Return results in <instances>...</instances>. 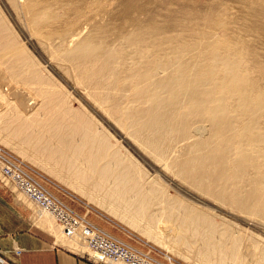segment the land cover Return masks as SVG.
<instances>
[{"label":"rangeland","instance_id":"374dc122","mask_svg":"<svg viewBox=\"0 0 264 264\" xmlns=\"http://www.w3.org/2000/svg\"><path fill=\"white\" fill-rule=\"evenodd\" d=\"M0 20L8 27L18 49H22L33 60L36 68L35 71L39 77L43 80L52 81L59 88V94L57 96H59L60 100H63L62 102L70 109L89 117L92 123H94L95 131L99 135L105 136L106 142L110 147V155L114 152L113 154L120 156V159L123 158L124 165L126 164L123 170L129 175L135 176L134 183L137 182L136 179L142 178V181L140 179L138 180L141 184L138 182L136 184L142 185L143 183L146 190L142 187V193L146 195V199L140 196L136 197V194L134 193V195L133 192H130L125 197L131 203L142 201L141 198H144L143 201H149L147 208L148 215L150 216L153 213L154 218H157L160 222V225L158 224L156 226H159L157 230L159 232H156L158 235L155 234L156 238L159 239L160 237V241L156 242L148 239L140 233L142 228L146 227L145 225L138 223L139 227L135 230L111 215L106 208H99L96 205L95 199L92 198L93 201L90 199L89 201L86 197L78 194L68 185L71 184L70 181L59 173L61 171L57 167L53 173L49 172L47 166L44 165V163L48 162L47 160L40 156L32 157L29 149L22 147L23 145L17 139H11L9 137L10 129L5 128L4 125L1 126V124H4L7 120L12 121L13 119L15 121L12 112H9L11 114L10 116L5 113L3 115L4 117H0L1 154L11 162L20 165L48 192L64 202L82 218L94 225V227L135 248L143 251L150 250L156 259L164 263L170 261L171 264H199L197 253L201 250V241L191 238L188 235L187 244L172 243L171 236L173 234L168 233L172 231L163 229L165 225L166 227L169 224L171 226V223L164 224L167 215L163 206L167 202L168 205H172L171 207L174 204L172 210L175 212L173 211L171 214L173 219H170V221L174 222L173 224L175 226L184 220V217L181 218L182 213L185 212L183 209L193 210L195 213L204 215L206 218L209 214L208 217L214 221H211V223H215L213 227L215 225L214 228L217 231V233H214V237L212 235L213 241L215 239L214 242L216 244L220 243L216 240L218 235L221 236L218 237L220 238L218 240H221V238L224 239L226 235L230 237L227 239H231L232 241L227 240L225 242V239L221 240L225 244V250L230 251L232 249V243L237 240V246L239 244V247H236L237 250L239 248L238 255L243 264H262L259 257L264 255V215L259 214V212L250 211L247 207L245 208V203L241 200L235 202L233 195L234 193H241V197H243L246 191L254 190L252 188L254 185L252 186V184L260 186V192L264 193V158L260 156H264V0H0ZM133 34L135 35L132 36ZM205 36L207 37V46H209L210 41L219 46L218 55L221 57L225 56L230 63L231 61L233 63L236 61L239 78L236 81H228L224 86L219 85L220 90L218 86L217 88L214 87L216 89H214L215 94L213 91L215 101L213 100L214 105L212 107L219 105L222 109L220 114L221 127L224 125L226 127L224 126L225 128L223 129L220 127V129L223 131L225 129L226 131L231 128V132L234 130L232 134L229 132L230 130L226 133L224 131V139H230L231 148H235V151L245 145L244 147H247V152L242 147L238 150V153H235L236 156L233 154L230 155V161L234 160L232 156L236 159L234 162L239 160L241 154L245 155V165H242V169L240 167V171L232 169L233 165H228L227 176L223 174L220 175V178L218 177L219 174H222L226 168L223 166L224 162L221 158H213V164L215 160L218 164L216 163V165L214 164L208 167L209 173L205 171L207 170L205 169L206 167L203 166L201 168V166H198V163L197 165L196 163H192V170L189 173V178L191 179L188 178L190 180L188 181L180 177L169 164L175 159L176 161L174 162L179 163L180 161H184L185 163L187 160V157H185L186 148L194 144L193 141L195 140L194 142H196V138L200 137L198 134H194L193 130L196 129L193 128L194 125H200L199 127L202 128V132L200 131V133H202L203 138L207 137V139L208 137L211 139L214 136L212 132L215 133L218 130L217 127L208 120L205 124L200 122H198L199 124H194L192 126L193 130H191L188 137H176L173 142L174 147L170 148V150L172 149L171 151H167L168 156L166 158L168 160H160L162 161L160 162L154 155L142 149L128 135V120L122 111L128 108V104L131 101L137 99V96L134 95L136 93L133 91L136 80L132 82L128 81L127 75L131 71L142 69L145 61H148L150 57L152 60L157 55L156 57L160 62L162 60L166 62V60L170 59L167 57L173 58V55L176 56V54H179V65H185L190 69L193 65L197 66L198 64L202 67L198 68L199 70L193 69L194 72H192L193 70H189V72V68L187 70L185 69L187 77L197 76L198 73L196 72L198 71H200L199 77L202 74H204L202 76L206 77L207 71L203 70L207 69V67H204L207 65V62L205 63L206 65H202L203 59L199 56L202 51L201 49H203V46H199V43H201L200 38L203 40ZM142 37H145L146 40L143 43V47L148 48L144 54H139L138 50L131 45L130 41L132 38L145 41ZM75 44H91L94 47L100 46L98 48H105L104 50L121 54L122 57L124 54V63L121 72L111 78L110 86L113 87V92L107 96L110 99L109 102L103 101L99 96H91L89 90L77 81L78 73H75L76 69H71L70 64L60 58L61 54L73 48ZM226 44L227 46L225 48L224 46ZM155 46L156 48H154ZM228 46L230 47L228 48ZM185 48H187V51H185ZM222 51L223 53L221 54ZM141 55L144 56L145 60L143 57H140ZM198 58L201 60H198ZM3 72L0 69L1 76L5 75V80H10V76L9 79L7 77L8 74ZM162 74L159 73L158 76L161 77L163 76ZM168 74H173V69ZM220 76L222 77V75ZM193 77L191 78L192 81L194 80L195 82L196 79L198 81L197 83H204L206 80L209 86L203 84L201 85L202 88L206 86V88L208 87L207 89H211L209 84L211 81L209 79H204L203 81L202 78L198 77L199 80L197 77ZM14 83H9L11 84V90L9 86H5L7 88L4 89L5 91L3 90L5 99L14 101L17 96L16 94L21 95L19 92H23L22 96L24 97L25 95V99L28 101L29 95H31L30 92L34 89L31 87H25L23 89L21 87L23 86L21 81L16 83L17 87ZM201 86L199 87L200 89H202ZM8 89L10 92L13 90L14 93L17 90L18 93L16 92L14 96H12L14 93H11L12 95L8 93L7 95V92H9ZM28 89L30 92H28ZM223 94L225 95L222 96ZM144 104L141 102L137 108H140ZM31 106L33 105L29 103H27V106L19 104L18 109L21 113L27 114L30 111L29 109L32 108ZM226 113L229 117L226 116ZM108 114L114 115V117L110 118ZM232 121H234L233 125L235 127L233 129L231 125ZM228 133L231 135H228ZM43 135L48 139L52 137L49 134ZM230 136H235L236 139L235 137L231 139ZM61 140L67 146L79 143L78 141H75V143L71 142L65 138H61ZM253 143L256 146L253 147ZM187 144L188 146H186ZM234 144L236 147L239 144V147H234ZM216 148H219V146ZM243 148L245 153H242ZM251 148L252 150H250ZM258 149L259 151H257ZM209 150L210 148L207 151L210 152ZM248 150L252 154H249ZM252 151L255 152V156H252L254 155ZM77 152V157H81V155L85 157L82 151ZM258 153H260L259 156L257 155ZM80 157L77 160L75 159L76 162L78 161L76 165L80 169L83 166V169L92 171V169H89L92 168V164L86 157L84 159L83 157L80 159ZM246 160L251 161L249 163ZM167 161H170L167 163L169 166L166 164ZM99 162L96 166V173H98L99 167L105 161ZM194 166L195 169H193ZM219 167L224 169L222 170ZM204 173L207 174L203 175ZM200 177L201 181L199 180ZM215 182L216 186L214 185ZM95 183L98 186L112 189L111 187L114 182L110 178ZM128 185L125 188H129ZM215 187L221 189L214 192L211 188L215 190ZM77 188L80 189L79 186ZM222 189L223 191L226 189L225 193L222 191V196H219V193L221 195ZM143 190L146 192L144 193ZM109 192L114 194V191L109 190ZM94 198H100L99 192L98 194L97 192L94 194ZM175 204H178V206ZM0 205L25 207L26 212H33L32 215L37 225L38 223L44 225L51 223L54 233H50L54 235L56 243L62 245L67 244L68 246L70 244L71 248L73 247L71 243H68L69 240L65 241L61 236L58 225L55 223V226L54 224L55 221L53 220L52 222L49 219L50 217L46 216L45 213H40L39 209L23 198L14 185L3 178L1 174ZM105 206L112 208L107 204ZM246 206L249 205L246 204ZM174 220L177 221L175 222ZM218 231L220 233H224L225 231L226 233L220 235ZM195 240L196 242L194 243ZM192 243L195 245H191ZM82 250L79 252H82ZM87 250L84 248V251L91 256L89 250ZM262 262L264 264V260Z\"/></svg>","mask_w":264,"mask_h":264},{"label":"bare ground","instance_id":"6f19581e","mask_svg":"<svg viewBox=\"0 0 264 264\" xmlns=\"http://www.w3.org/2000/svg\"><path fill=\"white\" fill-rule=\"evenodd\" d=\"M134 35L135 34H133L132 36ZM141 36L139 35V37ZM205 37L203 38V40L200 38L201 43H199L200 44L199 46L200 47L203 46V49L199 47L202 51L200 52V54L198 52V54L203 59L202 65L207 62L206 63L207 65L205 64L206 66H204V67H207V69L203 70V71H207V76L206 77L202 76L204 75L202 74L201 77H199L200 71H198L196 72L198 73L197 76L195 77L192 76V77L202 78L203 81L204 79H209L212 82L211 83L209 81L211 89L210 88L207 89L208 87L206 88V86L205 87L203 86L204 88H202L201 85L203 84H206L207 86H209L206 80H205L206 82L204 81V83L203 82L197 83L198 81H196V79L194 82V80L192 81L191 79L192 77L191 78L190 76L187 77L186 70L189 67H186L185 65L181 66L178 64V62H180L179 61L180 57L178 58L179 54L178 55L176 54V56L173 55V58L167 57L170 59L166 60V62L163 61L162 59H161L162 62H160L158 58L156 57L157 56L156 55L155 57L152 58V60L150 59L151 57L148 58V61H145V64L143 63L144 66H142V69L138 71H131L127 75L128 81L132 82L136 80L134 84V90H133L136 94H134L133 92L132 93L135 96H137V99H135L134 101H131L128 104V108L122 111V113L127 116V120H128L127 130L129 132L128 135L131 138H133L135 142H137L142 147V149L154 155L155 158L159 159V161L167 159L166 158L168 156L167 151L172 150V149L170 150V148L174 147L173 142L177 136L178 137L179 136L188 137L191 130H193L192 126L194 124L198 122L205 124L207 123V120H208L209 122H211L217 127L218 130L215 133L212 132L214 136L212 135L213 137H211V139L209 137L207 139V137L203 138V136L201 135L202 133H200V131L202 130V128L199 127L200 125H197V126L194 125L196 126V127L193 126V128H196L195 130H193L194 134L195 135L198 134L200 137L196 138V142H194L195 141L194 140L193 141L194 144H192L191 146H188V144L190 143L186 145L188 147L187 148L185 147L186 150L184 149L185 154H186V156L185 155L184 156L187 157V160L185 159L186 160L185 163L184 161L182 162L180 161L179 163V162H174L176 161L175 159L169 164L170 167H172V169L175 170L178 173V175H180V177H183L187 180L190 177L189 173L192 170V163H196V165L198 163V166H201V168L203 166L206 167L205 169L207 170L205 171L209 173L208 167L213 166L214 164L216 165L217 163L215 160L213 164L214 159L221 158L224 162L223 166L226 168L224 169L221 167L222 170L223 169L224 170L223 172L221 171L222 174H219V176L217 174L219 178H220V175H223V174L227 176L226 173H228V168H227L228 165L231 164V166L233 165L232 169L239 170L240 167L242 169V165L245 163V155L243 154H241L239 156V160L235 162L234 160L236 159L232 156L234 160L230 161L229 159L230 155L232 154L235 155V153L236 152L238 153V150H240L245 145L242 146L237 151L234 150L235 148L234 149H232L233 147L231 148L230 139L229 140L224 139V134L231 128L228 125L230 129H227L226 131L224 129L225 131L224 133L222 129L225 128L226 126L224 125L225 127L224 126L221 127L222 123L220 122V118H221L220 114L222 112V109L219 105L212 107V105H214L213 100L215 99L213 96L214 89L217 88V86L219 89V85L224 86V84L227 83L228 81H236L237 78H239V75L237 74L239 72L236 69V63H235L236 61L234 60L235 64L232 61L230 63L228 59L225 58V56L221 57L220 55H218L219 46L217 44H213L211 41L209 42V46H207V37L206 38ZM143 39L145 40V37ZM142 41L143 40L141 39L139 40V39H133V38L130 41L131 45L135 49L138 50L139 54H144L146 52V49L148 48V47L147 48L143 47L144 46L143 43L146 42V40L143 42ZM226 46L227 44L224 47L226 48ZM98 47H94L91 44H75L73 48L61 54L60 58L63 61L68 62L70 64L71 69H74V68L76 69L75 73L76 74L78 73L77 81H79L80 84H82L84 87H86V89L89 90L91 96L93 97L99 96L103 101L109 102L110 99L107 96H109L113 92V87L110 86L111 78H113L114 76L118 75L119 72H121L122 65L124 63V58H123L124 54L122 57L121 54H116L115 52L104 50L105 48L100 49ZM229 47L230 46H228V48ZM154 48H156V46ZM186 49L187 48H185V51H187ZM222 53L223 51L221 52V54ZM140 57L141 58L143 57L144 59V56L141 55ZM199 59L200 58H198V60ZM117 63H119V65H117ZM200 66L199 64L197 66L193 65V67L191 69L189 68L188 71L189 70L192 71L193 69L197 70L198 68H202ZM0 69L4 71L3 73L8 74L7 75L8 78L10 76V78L12 79L11 80L9 78L10 80L8 79L5 80L6 76L5 75L1 76L0 74V117L3 116L5 113L9 114V112H12L13 116L15 117V121L13 119L12 121H8L6 119L7 122H5L4 124H1V126L4 125L5 128L10 129L9 137H11V139H17V141L21 145H23L22 147H24L25 149H29L31 151L32 157L40 156L44 158L45 160H47L48 162L44 163V165L47 166L49 172L53 173L54 169L57 167L61 171L59 173H61V175L64 176L66 179H68L71 183V184H68V183L67 184L73 190H75L78 194L86 197L88 200L90 199L93 201V199H95L96 205H98L99 208L101 207L106 208L107 211L111 215L118 218V220L120 219V221L124 222L126 225L130 226L131 228L135 230H137L139 227L138 223L145 225L146 227H143L142 231L140 230L141 231L140 233L143 234L148 239H152L156 242H159L160 237L159 239L156 238V235H158L156 234V232L159 226L158 227L156 226L158 224L160 225V222L159 220H157V218H154L153 213H151L152 215L150 214V216L148 215L147 208L149 206V201L148 200L143 201L146 195L142 193V187L143 189L145 188L143 186V183L142 185H140L141 183L138 182L139 179L142 181V178H138L137 176L138 179H136V181L140 184L137 185L136 184L137 182L134 183L135 176H131L125 170H123V168H125L126 166V164L124 165L123 158L120 159L121 157L117 156V154H113L114 152H112V155H110L109 153L110 147H109V144H107L106 142L105 136L99 135V133L95 131L94 123H92L91 119L83 113L76 112L73 109H70L65 103L62 102L63 100L61 101L59 96H57L59 94V88L56 85H54L52 81L43 80L42 78L39 77V75L35 71L36 68L33 63V60L22 49H18L16 42L13 39V36L11 35L8 27H6V25H4L3 21L1 20H0ZM172 69H173V74H168L169 71ZM203 71L201 72L203 73ZM192 72H194V70ZM159 73L160 74L163 73L162 74L163 76L159 77L158 76ZM220 75H222V77ZM19 81L23 83L22 84L23 86H21L23 89L25 87H31L32 89H34L32 90L33 92L31 91L33 94L28 89V92H30L31 94L29 95L31 98L29 97L28 101H26L27 99H25V95L24 97L22 96L23 92L22 93L19 92L21 95H18L16 94L17 90L15 91V93L13 92V90L12 92L9 91V89L11 90V84L9 83L15 82L14 84L16 85V83H19ZM5 86L6 87L9 86V89H8L9 92H7V95L8 93L10 94L14 93L13 95L11 94L12 96H14L15 94L17 95L14 101H9L8 99H5L4 94H3V92L5 91L4 89H7L5 88ZM200 86L202 89L199 88ZM23 89H20V90H23ZM214 94H215V91H214ZM224 95L225 94H223L222 96ZM11 98H14V97H11ZM141 102L145 104L140 106V108H137V106H139ZM18 103L26 105V106H27V103H29V104H32L33 106H31L32 108L29 109L30 111L27 114H24L19 111ZM224 108H225V105H224ZM227 113H226V116L229 117ZM7 114H6V117H7ZM10 115L11 114H9V116ZM109 117L112 118L114 117V115H109ZM233 122L234 121H232V124H231L232 129L234 127ZM220 127L222 129H220ZM233 131L234 130H232V132ZM229 132L232 134L231 130ZM43 134H49L52 137L48 139V138H45ZM231 134L228 133V135H231ZM61 138L63 139L65 138L74 143L75 141H78L79 143L70 144L67 146L62 142ZM215 146L216 147L219 146V148H216ZM233 146L236 147L235 144ZM254 146L256 145L254 144L253 147ZM238 147H239V144H238ZM209 148H210L209 150L210 152L207 151ZM244 148L242 149V151L244 150ZM252 148L250 150H252ZM83 150L86 152L84 153ZM246 150H247V147L245 148V152H247ZM250 150H248V153ZM77 151H82L83 154H85L84 156L86 157V159L92 164V168H89V169H92V171H89L88 169H83V166L81 167L83 169L82 170L76 165L78 161L76 162L75 159L77 160L80 157V156L77 157L78 155ZM257 151H259V149ZM207 152H208V155H207ZM245 152L243 151L242 153H245ZM249 154H252V153L250 152ZM257 155L259 156L260 153H258ZM252 156H255V152H254V155ZM260 156L264 158V156L262 155ZM82 157L83 156L81 155L80 159ZM85 157H83V159ZM247 159H250V158H247ZM99 161H105V162L104 164H102L101 167H99L98 173H96L95 170L97 168L96 166ZM247 161H249L250 163L251 160H246V162ZM169 162L167 161L166 164ZM193 169H195V166ZM85 170H88V171H85ZM206 174L204 173L203 175H206ZM110 178L113 179V182H114L113 186L111 187L112 189L108 187L104 188V187L98 186L96 183L94 184V182L107 180ZM196 178H197V175H196ZM199 180L201 181V177ZM128 184H131V185H128ZM215 184L216 182L214 183V185ZM127 185L129 188H125V186L127 187ZM190 185L192 184L190 183ZM253 185L254 187H252ZM77 186H79L80 189H78ZM192 186L194 187V185ZM252 186L251 187L254 190L246 191L243 197H241V193L240 194L234 193L233 198H235V202L241 200L243 203H245V205L243 204L244 207L249 208L250 211L252 210L253 212L254 211L259 212V214L264 215V193L260 192L261 191L259 190L260 186L255 185V184H252ZM217 188L215 190L211 188V190L215 192L216 190L221 189V188L220 189H217ZM109 190L114 191V194L110 193ZM225 190L223 191L222 189L221 195L219 193V196H222V191L225 193ZM207 191H208V188H207ZM96 192L97 194L99 192L100 198H94V194ZM130 192H133V194L135 193L136 195L135 194L134 195L136 197L140 196L144 198H141L142 201H139V202L132 201L134 203L133 204L131 203L130 200H128L125 197ZM204 192H205V189H204ZM20 194L28 202L32 203L36 208H38L40 211L45 213L46 216H49L52 220L55 221L54 217L51 214L37 207L23 193L20 192ZM105 204H107L108 206L112 208H108L107 206H105ZM246 204H248L249 206H246ZM175 205L178 206V204H175ZM171 206L172 205L170 204L168 205L167 202L165 206H163L165 209V213L167 215L165 219L166 221L164 224L171 223V226L170 224L168 227H166L165 225L163 229H165L166 231L167 230L172 231L168 233L173 234L171 236L172 240L170 239L173 244H180V243L187 244V240H188L187 235H188L191 238L198 239L201 241V246H200L201 250L199 251V253H197L199 264H243L242 260L240 259L238 255L239 248L237 250V247H239V244L237 246V240L236 242L232 243V249L230 248L231 249L230 251L225 250V244H223L224 242H221V240H224V239H225L224 240L225 242H227V240H231V239H227L230 237H227L225 235L224 239L221 238V240H218L220 239L218 237H221L218 235L216 240L217 242L219 241L220 243L216 244L214 242L215 239L213 241L212 235L214 237V233H217V231H216V228H214L215 225L213 227V224L215 223L212 224L211 221L213 220L212 219L210 220V218L208 217L209 214L206 218L204 215H199L197 214V212L195 213L193 210L192 211L187 210V209L184 210L182 208L183 211L185 212L182 213L183 215H181L182 216L181 218L184 217L183 218L184 220L180 221L179 225L177 224L175 226V224H173L174 222L170 221V219H173L171 214L174 211L172 210L174 207V204H173V207ZM55 223L57 224L56 221ZM161 224L163 223L161 222ZM45 227H47V225ZM59 229H60L61 236L65 239V241L69 240L68 243H71L73 247L71 248L70 244L69 246L67 244L64 246H67L68 248L74 251H80L83 249L82 253L86 252L84 251V248H86L89 250V253L91 254V258L94 259L92 255V251L88 248L86 244H84L78 238H68L64 236L60 227ZM47 230H50V229H47ZM207 231H210V232H207ZM219 233L220 232L218 231V234ZM225 233L226 232L224 231V233H220V235L225 234ZM160 235L163 236V234L161 233ZM166 235H167V232H166ZM195 242L196 240L194 241V243ZM191 245H195V244L192 243ZM259 259L261 263L263 264L262 261L264 260V255H261ZM105 263H113V262H105ZM113 264H122V263H113Z\"/></svg>","mask_w":264,"mask_h":264},{"label":"built area","instance_id":"2783aa9c","mask_svg":"<svg viewBox=\"0 0 264 264\" xmlns=\"http://www.w3.org/2000/svg\"><path fill=\"white\" fill-rule=\"evenodd\" d=\"M0 174L14 184L37 207L51 214L64 236L78 238L92 251L97 262L122 264H171L156 259L151 251H143L106 234L82 218L60 199L48 192L20 165L0 153Z\"/></svg>","mask_w":264,"mask_h":264},{"label":"crops","instance_id":"0c3cea01","mask_svg":"<svg viewBox=\"0 0 264 264\" xmlns=\"http://www.w3.org/2000/svg\"><path fill=\"white\" fill-rule=\"evenodd\" d=\"M25 210V207L0 205V264H113L96 262L86 252L56 243L50 233H54L51 223L47 227L38 223L40 227L33 212Z\"/></svg>","mask_w":264,"mask_h":264}]
</instances>
